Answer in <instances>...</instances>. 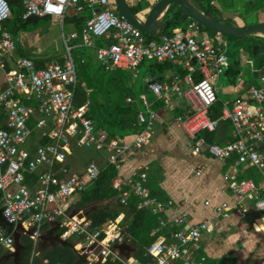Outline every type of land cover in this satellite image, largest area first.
<instances>
[{"label":"built area","instance_id":"1","mask_svg":"<svg viewBox=\"0 0 264 264\" xmlns=\"http://www.w3.org/2000/svg\"><path fill=\"white\" fill-rule=\"evenodd\" d=\"M24 5L25 18L49 16L61 23L62 28L70 8L77 12L86 7L94 11L81 33H71L70 40L81 37V42L71 45L63 33L66 53L44 67H38L31 57L18 56L15 67L6 70L5 57L13 55L17 46L7 31L3 32L0 41V68L6 84L0 91L1 203L4 217L13 229L22 223L26 229L34 230L30 236L34 241L33 255L38 254L44 224L51 222L63 229L61 240H72L74 248L86 257L88 264H214L201 248L203 233L211 231V220L193 224L189 210L182 204L172 198L162 200L154 196L148 186V166L138 165L129 175L121 172L123 162L132 160L135 152L149 143L155 126L164 121L173 122L186 133L188 145L195 154L207 151L229 164L224 173L225 180L240 204L247 199L254 200L262 215L253 226L264 233V88L251 85L247 95L223 102L219 119L210 115L212 106L219 99L217 81L230 67L226 40L211 36L196 21L186 28L174 29L172 34L149 40L148 34L119 15L116 0H24ZM10 14L9 2L0 0V22ZM102 36L114 40L97 48L98 60L107 69L135 70L146 59L170 60L184 65L188 74L177 80L172 90L184 97L189 112L166 117L153 109L143 94L144 109L139 112L138 120L145 127L132 140L119 136L110 138L105 130L98 129L87 116L90 100L81 106L75 105L79 75L72 51L75 46H94V38ZM198 69L203 78L195 81L194 74ZM238 79L242 80V75ZM261 80L264 81V76ZM149 89L161 98L164 84L151 81ZM127 100L132 101V97ZM36 115L35 127L40 136L51 141L31 147L29 125ZM219 121L232 123L233 140L222 144L210 142L201 135L215 132ZM75 146L108 150L106 160L118 170L113 186L123 189L121 202L126 204L129 196L134 195L139 199V208L149 207L157 217L159 223L152 230L155 240L146 248L149 260L143 261L133 254L121 256L113 249L115 244L124 242L120 227L124 213L102 228L94 227L88 215L78 216V212L71 215L76 203L73 205L70 201L85 191L101 171L99 162L92 160L84 172H73L66 160ZM249 166L259 170L260 183L242 177L241 171ZM33 173L37 176L35 190L26 183L27 175ZM200 173L201 170L197 171ZM205 204L209 205L210 201ZM233 209L225 202L216 207V213L227 217ZM175 226L178 228L173 229ZM0 246L14 250L13 231L8 233L2 226Z\"/></svg>","mask_w":264,"mask_h":264},{"label":"trees","instance_id":"2","mask_svg":"<svg viewBox=\"0 0 264 264\" xmlns=\"http://www.w3.org/2000/svg\"><path fill=\"white\" fill-rule=\"evenodd\" d=\"M11 7V14L9 17L0 22V41L3 32H9L17 45L14 55H7L5 57V69L10 70L14 66L16 57L27 55L23 48L18 43L22 32H29L37 29L42 25L44 20L49 16H29L25 15L24 0H7ZM206 6L202 10H209L211 16L215 12V6L211 0H205ZM85 9H88L87 7ZM135 13L139 12V8H132ZM91 15L82 14L76 11L75 8H70L66 14L65 24L73 23L79 33H81L83 26ZM213 17V16H212ZM194 20L185 11L183 7L178 4H172L168 8L165 15L162 28L156 35H149V40L159 39L163 34H172L173 30L182 27L186 28L190 22ZM203 29L214 35H222L228 39L229 45L231 41L237 49L234 53L230 52L231 65L226 73V76L231 82H235L239 74L243 71L241 68V49L248 51L252 56H255L254 50L256 46L264 45V37L262 36H235L220 34L209 28L203 26ZM81 37L78 38V43L81 42ZM112 37H95L94 46L91 51L87 53L88 58L77 62V69L79 75V83L76 90V106H81L90 100V107L87 116L91 118L96 124L97 128L105 130L110 138L119 136L126 137L129 135H136L144 125L139 123L138 114L144 109L142 94H146L149 101H153V109H158L165 104L163 99H158L149 89V82L151 81H171L167 75L170 70L176 68L174 61H142L135 70H127L121 68L107 69L98 60L97 48L107 46L113 42ZM249 55V57H250ZM256 56H261V61L257 67L262 69L264 67V53H258ZM54 58L37 59L38 67H44L48 62ZM254 62V61H253ZM193 63L198 67L196 61ZM255 63V62H254ZM188 69H181L180 77H186ZM195 81L202 79V73L198 69L194 74ZM85 83V85H83ZM91 91L88 92L87 89ZM132 97V101L127 98ZM31 104H34L31 103ZM223 100L218 101L212 106L210 115L213 119H219L222 115ZM176 114L184 113L178 109ZM37 115L33 117L30 123L31 128V147L35 144H45L51 141L50 138L40 137V131L35 127ZM223 128V131H222ZM232 129L230 121H219L218 129L215 132H203L201 135L205 136L208 141L214 142L219 140L220 135H227L229 140H233L231 135H228V129ZM219 130V131H218ZM221 133V134H220ZM226 138V139H227ZM94 148H78L74 147L70 155L87 156V164L94 160L91 153ZM96 150V149H94ZM98 151V150H96ZM71 156V157H72ZM70 157V158H71ZM97 159V158H96ZM98 161V160H97ZM99 162V161H98ZM71 167L72 164L68 162ZM100 174L85 191L79 195H75L70 201L76 203L77 209H83L90 212L88 215L94 227L102 228L108 222L114 221L119 214L124 213V219L120 222V227L124 232V244L129 245L135 249L132 253L139 259L147 261L150 257L146 254V248L155 240L152 235V230L159 221L153 214L149 207L139 208V199L130 195L126 204L121 202V193L123 189H117L113 186V179L118 174V170L114 165L107 162L106 157L104 162L100 164ZM255 170L252 167L247 169L246 176L248 178L256 179ZM78 173V172H77ZM257 180V179H256ZM26 183L35 190L37 184L36 174H28ZM2 192L0 191V226H2L8 233L13 231V225L9 224L3 214V206L1 203ZM68 206V205H67ZM66 206V207H67ZM177 229L178 227H172ZM57 235L60 236L63 229L56 228ZM168 234L167 231H164ZM23 248L21 250L19 259L8 257L10 250L0 246V264H88L85 256L81 255L75 248L74 242L64 241V243H55L52 248L47 246L39 247L37 252L39 254L33 255L34 241L28 235L22 237ZM6 257V259H4ZM101 264V263H98ZM111 264H121L115 262Z\"/></svg>","mask_w":264,"mask_h":264},{"label":"crops","instance_id":"3","mask_svg":"<svg viewBox=\"0 0 264 264\" xmlns=\"http://www.w3.org/2000/svg\"><path fill=\"white\" fill-rule=\"evenodd\" d=\"M127 1L131 8H139L138 14L142 18H145L147 12L157 0ZM193 1L199 8H203L204 5L206 6L205 0ZM211 3L215 6V12L212 16L219 22L237 25L264 23V0H211ZM93 12L92 9L88 8L79 13L92 16ZM49 19L52 22H56L52 18ZM68 25H70L73 31H77L73 23H68ZM210 35L228 42L227 52L230 58L228 39L222 35H214L211 33ZM30 38L33 40L34 36L30 35L29 32H22L19 38L18 43L27 54L24 56L31 57L35 60L48 59L49 56L40 55L24 49ZM240 56L241 67L243 68L250 63L254 72V78L259 82L257 84L253 79L249 82L244 81L243 71L239 74V76L242 75V80L237 78L235 82H231L226 76V72L223 75L228 84L225 90L229 96L223 99L218 95L219 99H222L223 102L232 101L236 97L247 95L251 85L264 88V81L261 80V77L264 76V67L262 70L260 68L257 69V64L254 63L255 61L250 60L249 54L245 51L241 50ZM55 59L58 58H54L53 60ZM175 64L177 65L176 68L170 70L167 75L171 78V81H161L164 84L162 97L158 98L156 96L158 99H163L165 104L155 110L161 112L166 117L179 115L175 113L178 109L184 112L182 114L189 112L188 104L184 97L172 90L177 80L185 78L179 75L181 69L187 68L179 63L175 62ZM14 67L15 63L12 68ZM221 77H219L218 81ZM5 85V78L3 77L0 81V91L5 88ZM216 86L218 94V83ZM150 102L153 106V101ZM227 131L228 135L233 137V127ZM134 136L129 135L124 138L126 140H132ZM226 138L227 135L222 134L219 140L214 142L223 144L229 141ZM105 152L108 154V150H105ZM138 165L148 166V186L154 196L162 200L172 198L182 204L184 208L189 210L190 221L193 224L205 219L211 220V231L203 233L201 248L202 252L208 255L212 263L229 264V262H224V260L235 258L238 264H264V233L258 231L253 226L256 219L262 214L256 208L254 200L247 199L242 204L237 201L235 194L229 186V182L224 178V173L229 168V164L212 156L207 151L195 154L193 149L188 145V136L186 133L173 122L164 121L155 126L149 143L141 150L136 151L132 160L123 162L121 172L129 175ZM249 168H252V166L246 167L241 171L242 177L246 176V171ZM200 170L201 173L197 174V171ZM255 176L257 180H254L260 183L262 178L259 170H255ZM78 195L81 197V194ZM207 200L210 201L209 205L205 204ZM225 202L233 206L234 209L228 212L229 216L227 217L217 215L216 207ZM75 208L74 206L72 207L71 214ZM80 212L81 210L78 211V213ZM83 212L86 213L85 210ZM43 227V234L47 233L48 235H51L52 231L58 228L51 222H46ZM55 243L60 242L53 241L50 244L45 239H40L38 249L44 246L52 248ZM114 250L118 251L121 256H125L119 250ZM124 251L127 252L126 249Z\"/></svg>","mask_w":264,"mask_h":264},{"label":"water","instance_id":"4","mask_svg":"<svg viewBox=\"0 0 264 264\" xmlns=\"http://www.w3.org/2000/svg\"><path fill=\"white\" fill-rule=\"evenodd\" d=\"M172 4H178L185 9V11L191 16V18L200 23L202 26L209 28L213 31H216L220 34L226 35H235V36H262L264 37V23H253L245 25L237 24H226L215 20L211 15L209 10L200 9L193 0H157L152 7L147 12L145 18H142L138 13L131 8L127 0H116L117 10L120 16L134 24L136 27L140 28L143 32L148 35H156L160 32L165 15L168 11V8ZM99 12L100 9L98 8ZM264 53V45L256 46L254 54ZM82 209H73L72 214L74 215ZM90 212L86 211V215H89ZM33 229H26L22 223H19L13 229L14 237V250L10 251L8 257L14 259H19L21 250L23 248L22 237L23 235L31 236L33 234ZM41 239H45L48 243L57 241L64 243L61 240L60 236L56 235L52 237L51 235L43 234ZM113 249L120 251L122 255L126 257L130 256L135 249L126 244H115ZM126 249L127 252L124 251ZM6 259V257L4 258Z\"/></svg>","mask_w":264,"mask_h":264},{"label":"rangeland","instance_id":"5","mask_svg":"<svg viewBox=\"0 0 264 264\" xmlns=\"http://www.w3.org/2000/svg\"><path fill=\"white\" fill-rule=\"evenodd\" d=\"M72 32H73L72 28L67 23L64 24L62 28V25L59 22H52L50 19L44 20L42 22V25H40V27H38L37 29L33 31H29V34L33 35L34 38L33 40H31L32 37L30 38V40L28 39L27 45L25 46L26 48L24 49L27 51L33 52V53L40 54V55H46L52 58L61 59L66 53L63 33L65 37L69 40L71 45H78V41L76 39L70 40V36ZM90 49L94 50L93 46H75L72 53L76 61L79 62V61H82L83 59L88 58L87 53L91 51ZM236 49H237V46H235L233 42L231 41L229 50L231 51V53L232 52L234 53ZM243 49L241 50L245 51ZM245 52L248 53V51H245ZM250 58H251L250 60L255 61L256 64H258L261 61L260 59H262L261 56L258 57L256 55L255 56L250 55ZM146 60L156 61V60H148V59ZM256 68L258 69V67ZM242 70L244 73V81L249 82L253 79V81H255V83L258 84L259 81L256 78H254V72H253V69L251 68L250 63L244 66ZM3 74L4 73L0 69V81L4 77ZM217 83L219 86L218 95L221 98L226 99L229 95L226 94V90H225L228 86L227 82L225 81V76L222 75V77ZM91 153L93 157L97 158V159L94 158V160H98L100 164L104 162L105 157L107 159V155H108L105 152V150L96 151L94 149H91ZM71 156L72 155H69L66 160L67 163L69 162L72 164L71 170L74 172H78V173L84 172L87 166V162H86L87 156L85 154L73 155L72 157ZM236 261L237 260L235 258L231 260H226V259L224 260V262H229V264H238Z\"/></svg>","mask_w":264,"mask_h":264},{"label":"flooded vegetation","instance_id":"6","mask_svg":"<svg viewBox=\"0 0 264 264\" xmlns=\"http://www.w3.org/2000/svg\"><path fill=\"white\" fill-rule=\"evenodd\" d=\"M57 235V230H56V228L52 231V233H51V236L52 237H54V236H56ZM54 242H56V241H54Z\"/></svg>","mask_w":264,"mask_h":264},{"label":"bare ground","instance_id":"7","mask_svg":"<svg viewBox=\"0 0 264 264\" xmlns=\"http://www.w3.org/2000/svg\"><path fill=\"white\" fill-rule=\"evenodd\" d=\"M78 216H82V217H84V216H86V213L82 211V212L79 213Z\"/></svg>","mask_w":264,"mask_h":264}]
</instances>
